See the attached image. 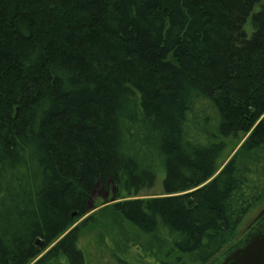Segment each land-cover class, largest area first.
Masks as SVG:
<instances>
[{"label":"trees","instance_id":"trees-1","mask_svg":"<svg viewBox=\"0 0 264 264\" xmlns=\"http://www.w3.org/2000/svg\"><path fill=\"white\" fill-rule=\"evenodd\" d=\"M263 211L264 0H0V264H210Z\"/></svg>","mask_w":264,"mask_h":264},{"label":"rangeland","instance_id":"rangeland-1","mask_svg":"<svg viewBox=\"0 0 264 264\" xmlns=\"http://www.w3.org/2000/svg\"><path fill=\"white\" fill-rule=\"evenodd\" d=\"M201 141H205L204 139H202ZM231 146V150H233L229 156V158L227 159V161H225V163L223 162L222 165H225L236 153H238L241 149L240 145H236L233 144L232 142L229 143ZM257 170L255 169V171H253V178L257 177ZM163 185H162V179H160L155 186H153V188L147 190V191H143L141 192L138 197V199H151V198H158L161 197L163 195ZM105 196L108 197L109 200L112 199L113 193L112 192H104L102 190H99L96 192L94 199L92 200L91 204H93L96 209L95 211L91 212L89 215L92 214H96L99 220V224L100 225V229L103 231H109V226L112 225L113 228L115 229V225L117 224V217H112L113 214L111 211H107L106 209H108L109 206H112L111 204L108 205H104L105 202ZM264 214V211L262 213H258L257 217L253 220V217H251V219H249L246 227L244 228V230L242 231L241 236L238 238L240 239L242 236H244L246 234L247 231H249V229L255 224V222ZM88 215V216H89ZM86 218V217H85ZM84 218V219H85ZM84 219L79 220L77 222V225L80 224ZM119 225L121 228H123L124 232H127V236L126 237H130L132 235H130L129 233L132 234V232H136L134 229L130 228V226L127 223H123L120 222L119 220ZM106 226L108 227L106 229H103V227ZM113 232V231H112ZM111 232V233H112ZM129 232V233H128ZM108 233V232H107ZM141 240L143 242H148L150 241V238L144 235H140ZM125 238V237H124ZM124 238L120 239V240H124ZM81 240L82 242H86L88 240V238L85 236V234L83 236H81ZM131 245H125L122 248H124L126 251L122 250L123 253H129V252H133V255L135 256H139L140 257V263L141 264H152L151 259L147 256V253H145L144 249L138 250L136 247ZM161 254L163 257L166 258H170L171 260H173L174 262H176L177 264H191L187 258H184L181 254L177 253V252H173L171 251V249H167V250H160ZM136 260V259H133ZM35 262V261H34Z\"/></svg>","mask_w":264,"mask_h":264},{"label":"water","instance_id":"water-1","mask_svg":"<svg viewBox=\"0 0 264 264\" xmlns=\"http://www.w3.org/2000/svg\"><path fill=\"white\" fill-rule=\"evenodd\" d=\"M117 197L111 200L105 196V204L115 203ZM96 207L91 204L89 213ZM37 246L42 247L43 242L38 240ZM210 264H264V214L237 242L230 246L224 253Z\"/></svg>","mask_w":264,"mask_h":264},{"label":"bare ground","instance_id":"bare-ground-1","mask_svg":"<svg viewBox=\"0 0 264 264\" xmlns=\"http://www.w3.org/2000/svg\"><path fill=\"white\" fill-rule=\"evenodd\" d=\"M40 240V239H39ZM38 241V240H37ZM37 245V244H36ZM39 247V246H38Z\"/></svg>","mask_w":264,"mask_h":264}]
</instances>
